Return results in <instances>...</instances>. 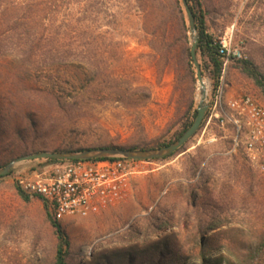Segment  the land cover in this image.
<instances>
[{
  "label": "rangeland",
  "instance_id": "1",
  "mask_svg": "<svg viewBox=\"0 0 264 264\" xmlns=\"http://www.w3.org/2000/svg\"><path fill=\"white\" fill-rule=\"evenodd\" d=\"M28 1L0 0V12ZM180 1L81 0L75 17L82 21V42H93V72L78 64L34 70L18 50L0 55V165L41 151L147 150L175 141L202 97ZM201 1L209 32L264 71V0ZM198 60L207 97L224 84L229 98L250 94L264 104L236 62L230 59L218 84L207 58L198 54ZM29 86L35 91H24ZM231 147L232 130L206 122L173 157L140 164L120 204L66 218L61 225L71 242V264H98L103 254L117 260L167 239L197 257V227L207 230L213 222L220 228L206 236L237 264L238 254L264 238V174L243 156L230 155ZM42 162L17 167L41 168ZM57 243L44 204L25 202L12 176L1 180L0 264H54Z\"/></svg>",
  "mask_w": 264,
  "mask_h": 264
},
{
  "label": "trees",
  "instance_id": "2",
  "mask_svg": "<svg viewBox=\"0 0 264 264\" xmlns=\"http://www.w3.org/2000/svg\"><path fill=\"white\" fill-rule=\"evenodd\" d=\"M81 0H31L28 2H19L11 7L10 10L0 12V55L7 52L18 50L23 55V64L30 66L34 70L60 68H78L84 66L88 72L96 69L95 56L93 55V42L83 43L80 34L81 19L75 17ZM192 9L197 31L199 35L198 54L207 58V69L211 73L216 83H220L224 71L226 52L220 40L216 39L209 32L206 20V11L203 10L201 0H186ZM106 3V2H104ZM178 5L181 1L177 0ZM191 57V52L188 51ZM25 57V58H24ZM192 58V57H191ZM230 59L237 63L239 71L260 91L264 98V71L252 59H238L233 53ZM78 64L79 66H75ZM80 68V67H79ZM29 69V68H28ZM27 71V69H25ZM29 74V73H28ZM24 91H35L31 86L25 87ZM198 117V110L194 111L192 120H189L183 131L176 137L181 138ZM208 120V113L201 126L202 129ZM19 134V138L22 137ZM175 140V141H176ZM175 141L162 144L158 148L167 147ZM116 147V146H109ZM139 150L138 148H125ZM84 150V149H79ZM146 150V149H145ZM61 151V150H59ZM71 151V150H63ZM175 155V154H174ZM173 155V156H174ZM171 156V157H173ZM113 158H99L105 160ZM156 160H150L152 162ZM66 161L47 160L42 162L39 167ZM7 165L1 166L0 170ZM0 177V181L8 178ZM19 196L25 202L32 200L23 194L17 187ZM48 220L57 235L58 243L56 246L54 264H71L72 246L70 239L64 231L61 222H58L48 211L45 204ZM202 224L197 227L192 243L198 246L197 257L185 253L182 245L178 241L165 240L151 244L145 251L124 252L117 260L116 258L103 254L98 256V264H232L222 253L224 247L210 242L207 233L217 231L220 226L218 222H213L207 230H201ZM223 235L220 231L219 236ZM264 256V238L261 244L254 247H248L247 254H238L237 264H259ZM83 259V256H79Z\"/></svg>",
  "mask_w": 264,
  "mask_h": 264
},
{
  "label": "built area",
  "instance_id": "3",
  "mask_svg": "<svg viewBox=\"0 0 264 264\" xmlns=\"http://www.w3.org/2000/svg\"><path fill=\"white\" fill-rule=\"evenodd\" d=\"M223 48L225 76L233 52L225 44ZM206 99L208 124L232 130L229 154L243 156L264 174V104L250 94L229 98L224 84ZM142 163L124 158L66 161L41 168L17 167L10 176L23 194L46 204L49 213L63 222L70 217L98 215L120 204L128 194L132 179L140 173Z\"/></svg>",
  "mask_w": 264,
  "mask_h": 264
},
{
  "label": "water",
  "instance_id": "4",
  "mask_svg": "<svg viewBox=\"0 0 264 264\" xmlns=\"http://www.w3.org/2000/svg\"><path fill=\"white\" fill-rule=\"evenodd\" d=\"M186 14L189 19L190 30L193 34V42L191 48V57L197 70V78L201 87V101L198 108V117L191 128L183 134L181 138L176 140L173 144L157 149L147 150H133L123 149L120 147H100L84 150L71 151H41L28 155H24L9 163L4 169L0 170V177L9 175L17 166L32 161H83L94 160L99 158H124L138 161H150L167 159L178 153L200 130L206 115L208 113L209 105L206 102L207 90L205 89L204 73L201 64L198 60V44L199 35L194 13L186 0H182ZM205 87V88H204Z\"/></svg>",
  "mask_w": 264,
  "mask_h": 264
},
{
  "label": "bare ground",
  "instance_id": "5",
  "mask_svg": "<svg viewBox=\"0 0 264 264\" xmlns=\"http://www.w3.org/2000/svg\"><path fill=\"white\" fill-rule=\"evenodd\" d=\"M205 83H206V82H205ZM201 87H202V86L200 85V88H201ZM205 87H206V88H205ZM205 87H204V88L207 89V85H206V84H205Z\"/></svg>",
  "mask_w": 264,
  "mask_h": 264
}]
</instances>
